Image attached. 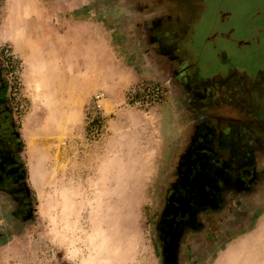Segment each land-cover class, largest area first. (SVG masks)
Masks as SVG:
<instances>
[{
    "label": "rangeland",
    "instance_id": "obj_1",
    "mask_svg": "<svg viewBox=\"0 0 264 264\" xmlns=\"http://www.w3.org/2000/svg\"><path fill=\"white\" fill-rule=\"evenodd\" d=\"M68 1L72 2L68 15L95 16L99 20L100 56L94 58L100 67L94 78H86L91 64L90 43L83 40L84 86L82 100L76 104L71 99L66 103L48 99L55 95L46 82L51 69L44 59L48 57L49 52H44L48 47L30 32L34 9L29 5L37 0H0V26L6 28L3 33L7 34L3 44L10 45L22 64L20 100L13 99V103L18 107L23 102L25 107L15 121L22 139V155L30 168L29 185L34 199V218L28 222V230L1 242L0 258L24 264H158L155 223L171 175V140L165 139L162 124L171 116L169 99L145 111L110 95L104 103L108 130L95 141L85 134L84 118L92 95L103 91L108 79H113L110 82L114 86L121 79L115 70L119 57H111L114 61H110L101 55L107 45V23L115 28L116 42L123 38L121 43L133 52L144 51L147 58H152L143 26L156 10L141 9L147 0ZM182 1L201 16L200 31L206 36L214 31L234 32L250 21L257 7L264 5V0ZM35 11L36 18H42V11ZM255 16L260 20V13ZM18 25L20 38L12 42L9 37ZM28 37L35 39L36 49L25 46ZM25 52L32 57L30 66L23 56ZM5 69L14 81L12 70ZM31 78L39 82L36 90L43 92L46 99L33 98ZM112 108H117L115 114L110 112ZM262 207L258 221L249 226L250 230L259 228L255 236L249 237L253 232L248 229L244 235L227 240L222 237L209 258L204 261L203 256L199 264H264Z\"/></svg>",
    "mask_w": 264,
    "mask_h": 264
},
{
    "label": "flooded vegetation",
    "instance_id": "obj_2",
    "mask_svg": "<svg viewBox=\"0 0 264 264\" xmlns=\"http://www.w3.org/2000/svg\"><path fill=\"white\" fill-rule=\"evenodd\" d=\"M151 8L146 44L182 130L155 223L158 264H195L224 237L226 213L233 221L246 198L264 192V5L260 20L252 13L234 32L207 36L189 3L141 7ZM20 151L0 62V207L22 227L34 218V199Z\"/></svg>",
    "mask_w": 264,
    "mask_h": 264
},
{
    "label": "crops",
    "instance_id": "obj_3",
    "mask_svg": "<svg viewBox=\"0 0 264 264\" xmlns=\"http://www.w3.org/2000/svg\"><path fill=\"white\" fill-rule=\"evenodd\" d=\"M34 9L38 8L42 11V18H36L33 13V17L30 20L32 23L33 29H30L32 32V37L37 36L38 39L42 40L43 44H45L49 49L48 57L46 59L47 63H50L51 69L49 70V79H47V87H50V92L53 95H49L48 99H62V102L66 103L68 99L74 101V103H78L81 101L82 89L84 86V78H83V62L82 56L84 54V50L82 48L83 40H87L90 48L89 55L91 56V64L90 71L86 75V78H94V75L99 70V62L97 61V56L99 55V41H98V30H99V20L95 16H82V14L78 16L68 15V8L72 7V2L68 0H37V3L30 4L29 7ZM75 6V5H74ZM112 24L107 23L106 34L108 35L106 41V49L102 51L103 56L108 57L110 61H114L111 57H119L116 60V74L120 75L121 79L119 84L114 86L110 82L113 79H108V81L103 85V91L107 93L106 99L110 98V95L114 97V99L121 102L124 98V89H126L130 84L140 80V79H152L153 80H162L165 75L163 72L158 71L155 63L151 58H147L146 53L144 51H140V53L133 52L132 48L128 47L126 43H121L120 40L115 38V28L111 26ZM24 27V26H22ZM20 26L18 25L16 31L13 30L10 35V40L12 42L19 40ZM6 30L4 26H0V44L6 41V38L3 32ZM3 33V34H2ZM28 37L27 42H25V46H29V48H35L36 45L34 42V38ZM27 39V37H25ZM13 44V43H12ZM15 46V45H14ZM13 46V47H14ZM88 49V48H87ZM117 49V51H116ZM132 49V50H131ZM17 52V50L14 48ZM26 56V63L28 66L32 65V57L28 55V52L23 53V56ZM44 56V55H43ZM118 62V63H117ZM110 66H106L108 70ZM42 81H40L41 83ZM39 83V82H38ZM34 78H31L30 88L32 89L33 98L46 99L42 94L37 92L36 87L37 84ZM43 88V83L40 84ZM43 91V90H42ZM171 95H169V110L171 112V116L164 118L162 124L164 125V136L165 139L171 140L168 142V146L172 148L171 154V162L173 161L174 152L176 151V146H178L177 141L178 137H180V132L182 131L177 125L178 121L177 113L175 109V103L170 101ZM104 100V103L106 102ZM117 108H112L110 112L115 114ZM110 125V121H109ZM110 128V126H109ZM177 138V140H176ZM30 143V141H29ZM22 139H21V151L20 156L25 163L27 170L28 181L30 179V168L28 162L24 159L22 155ZM31 153V149H30ZM33 171V169H32ZM2 197H0L1 200ZM264 205V192H261L252 198H246L244 201V205L242 209H240L237 214V218H234L231 221L232 214L231 212H227V226L224 229V239L227 240L230 237H235L241 233H247L250 224L254 222V220L258 221V217H260L263 213L261 209ZM8 208L6 210L0 207V243L8 240V238L16 237L20 234H23L24 231L28 230L29 224L26 223L22 225V227L18 226L19 221L17 218H13L8 214ZM18 223L17 225L15 223ZM234 222V223H233ZM233 224V226H232ZM253 229V228H252ZM250 230L253 232L249 237H253L257 234L259 228L257 227L254 230ZM244 233L242 235H244ZM232 239V238H231ZM216 246V244H211L206 250L204 254V261H206L211 255V250ZM208 257L205 259V256ZM24 261H7L4 262L3 259L0 258V264H24ZM197 262L195 264H199Z\"/></svg>",
    "mask_w": 264,
    "mask_h": 264
},
{
    "label": "built area",
    "instance_id": "obj_4",
    "mask_svg": "<svg viewBox=\"0 0 264 264\" xmlns=\"http://www.w3.org/2000/svg\"><path fill=\"white\" fill-rule=\"evenodd\" d=\"M0 62L7 82V93L11 104L14 118L25 108L23 102L17 107L14 100H20L18 89L20 86L21 62L15 53L10 49V45L3 44L0 47ZM5 67L12 70L14 81L9 78ZM170 94L167 82L153 79H140L126 89L124 94V104L149 111L164 103ZM106 94L104 91H97L92 95L90 104L85 111V134L88 139L95 141L100 139L108 130V120L104 108Z\"/></svg>",
    "mask_w": 264,
    "mask_h": 264
}]
</instances>
